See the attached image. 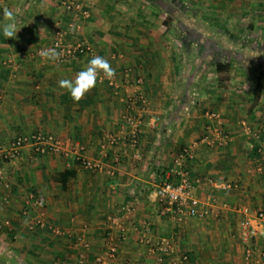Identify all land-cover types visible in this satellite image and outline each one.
I'll use <instances>...</instances> for the list:
<instances>
[{"label": "crops", "instance_id": "0c3cea01", "mask_svg": "<svg viewBox=\"0 0 264 264\" xmlns=\"http://www.w3.org/2000/svg\"><path fill=\"white\" fill-rule=\"evenodd\" d=\"M77 1L90 17L66 12L57 0H0V144L43 132L63 145L37 154L28 144L11 161L0 155L9 184L0 181V264H96L110 245L117 247L111 264H154L150 249L160 239L173 246L163 264L183 254L189 264H264V237L246 239L242 227L243 208H264V171L256 170L264 154L241 124L264 143V84L255 96L264 70V0ZM5 7L19 29L14 38L3 35ZM59 29L70 41L92 44L116 70L115 85L104 79L74 103L58 81L74 80L94 55L37 57ZM140 95L144 111L135 105ZM207 111L221 115L225 144L202 141ZM128 115L140 119L136 146ZM81 147L100 168L82 165ZM183 147L196 154L192 178L238 184L205 182L196 190L213 198L206 218L163 214L155 195ZM65 170L75 176L63 186ZM31 194L40 206L23 215ZM38 215L63 234L30 230ZM78 237L90 247L78 246Z\"/></svg>", "mask_w": 264, "mask_h": 264}, {"label": "built area", "instance_id": "2783aa9c", "mask_svg": "<svg viewBox=\"0 0 264 264\" xmlns=\"http://www.w3.org/2000/svg\"><path fill=\"white\" fill-rule=\"evenodd\" d=\"M57 2L66 12H73L76 14L80 13L84 18L90 17V12L86 9L84 10L82 4L77 0H57ZM57 44H59L57 51L62 53L59 60L60 62L76 59L81 56L94 55V48L92 44L82 40L70 41L67 38V32L60 29L56 31L52 43L44 46L42 49L52 48ZM40 50L41 49L35 53L37 57H40L38 55ZM8 62H10V59L5 60V63ZM108 83L112 86L115 85L114 79L111 81L108 80ZM133 105L134 104H131L129 106L130 109L133 107ZM135 105L138 106L141 111H144L147 109L148 101L143 95H140L138 98V104ZM205 115L210 124L207 127V131L202 136V141L212 146L225 144L228 140V135L223 129L221 115L216 111H207ZM126 120L130 125L133 126V131L131 132V143L133 146H136L138 141L137 127L140 119L128 115L126 116ZM241 124L243 125L245 132L251 136V147H253L258 154L263 155L264 143L261 140L260 133L251 132L246 121H241ZM28 144L32 145L34 151L37 154L58 153L63 151L62 142L57 137L52 134L35 132L29 136H19L13 139L7 145L0 144V155L2 157L1 160L11 161L19 155L23 146ZM81 150H83L82 147L78 151L77 156L85 168L95 169L101 167V164L98 161L84 157L81 154ZM195 157L196 154L193 148H181L174 158L173 166L169 170L167 179L160 183L155 189V195L161 203L163 214H171L178 219H182L186 216L206 218L211 214L213 198L211 194H209L206 199H202L196 194V190L200 188L205 182L212 186L221 185V187L225 189L238 186V184H234L232 182H223L219 184L210 178H192L189 165L190 162L195 159ZM256 170L259 173H262L264 171V164L258 165ZM5 174L6 171L4 170L2 162L0 161V181H2L4 186L8 188L9 184L5 183L4 181ZM37 206H40V201L35 198L33 194L29 195L27 204L22 210L23 215L29 216L31 208ZM242 212L248 217L242 221L244 237L246 239H250L252 237H264V208L252 211L245 207L243 208ZM251 219L255 220L256 222L254 224L251 223ZM112 220L114 224H118L115 219ZM37 228H46L54 235L63 234L60 228L47 224L41 215L32 218L29 223L30 230H35ZM121 235L123 238L125 237L124 232H122ZM76 244L85 249L90 247L89 243L82 237H78L76 239ZM150 250L156 253L154 264H163L165 261V256L172 253L173 246L168 241L160 239L155 242ZM262 253L264 255V248ZM116 256L117 247L110 245L106 251L95 257V263L111 264ZM82 263H84V260L80 261V264ZM172 264H189V258L186 254H183L178 261L173 262Z\"/></svg>", "mask_w": 264, "mask_h": 264}, {"label": "clouds", "instance_id": "9594fccd", "mask_svg": "<svg viewBox=\"0 0 264 264\" xmlns=\"http://www.w3.org/2000/svg\"><path fill=\"white\" fill-rule=\"evenodd\" d=\"M3 16L7 21L2 26L3 35L6 38H14L19 30L16 27L14 12L5 7L3 9ZM57 48H59V44L52 48L41 49L38 55L45 61H59L62 53L58 52ZM115 76L116 70L110 62L104 57L94 55L88 61L86 67L76 73L74 80L61 79L58 81V85L69 92L74 103H79L86 94L97 86L98 82L102 83L105 78L111 81Z\"/></svg>", "mask_w": 264, "mask_h": 264}, {"label": "trees", "instance_id": "16d2710c", "mask_svg": "<svg viewBox=\"0 0 264 264\" xmlns=\"http://www.w3.org/2000/svg\"><path fill=\"white\" fill-rule=\"evenodd\" d=\"M226 66L217 64V69L218 70H223L225 69ZM264 84V70L260 72V74L258 75V82L257 85L255 87V96L258 97V95L261 92V89L263 87ZM75 176V172L73 170H65L63 172H61L59 174V181L63 184V186L65 185L67 179L74 177Z\"/></svg>", "mask_w": 264, "mask_h": 264}]
</instances>
